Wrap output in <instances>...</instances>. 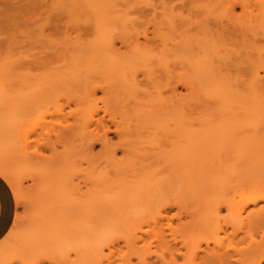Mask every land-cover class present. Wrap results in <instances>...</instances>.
Segmentation results:
<instances>
[{"label": "rangeland", "instance_id": "374dc122", "mask_svg": "<svg viewBox=\"0 0 264 264\" xmlns=\"http://www.w3.org/2000/svg\"><path fill=\"white\" fill-rule=\"evenodd\" d=\"M46 1H48V3H49L52 0H46ZM117 1H118V5L117 4L116 5L119 8V11H118L119 15L115 14V12H114V14L118 16L115 18L112 15L115 18L114 21L112 18H111V20H110V18L104 19L106 21L107 20L109 21V23H107L108 21L106 22L107 24L104 23L105 21H102V19L101 20L95 19L96 20L95 21V20H92L91 17L89 18L88 16L82 18V16L79 17V16H65V15L62 16L61 15L62 16V17H60V19L62 18L61 23L64 24L63 25L64 27L66 25V29H65L66 31L65 32H67V30H68L69 33L66 34L64 32L63 33L59 32L57 34L55 33L54 35H48V33H50L49 30L47 31V29H44L45 19L43 18V16H46V15H42L40 17H35L36 18L35 20L30 21L29 24L27 25V27L25 26V29H24V27H21V29L19 27H16V29H15V27H14V30H13L10 27V28H7L5 31H0V73L2 71L0 76L2 75L1 78L4 80V78L7 77L6 74L8 75L9 72L11 71L10 76L8 75V77H10L11 79L13 77L14 79H12V80L10 79V81H8L7 78H5V81H6L5 84L6 85L4 84L5 81L3 82V80H2L3 85L6 86V87L4 86L5 88L9 87L8 90H10V91H8L6 89L9 93V95L11 94V96L13 97V93H14L16 98H18V100H20L19 102L22 103V105L20 104V106L16 107V105L19 103L16 98L13 97L12 101H11V97H9L10 99H8V97H7V99L9 101H7V103H6L5 101L7 99L5 97H3V98L0 97V114H1L0 115V124H1L0 125V158L5 159L8 157L7 159L11 162L17 161L16 163H13L14 165L12 167V171L15 174L16 181L18 180L17 182H18L20 189H21V192L23 194L22 195L23 200L21 199V201H16V196H15V193L13 192L14 197H15V201H16V208H17L16 217L18 216L20 219L18 226H17V229H16V231L19 234L22 232H25V231L27 232L28 228L31 226V222L36 219L37 213L35 212V209L37 208L36 206L38 205L37 204L38 196H41L42 194H44V192L48 188V186L51 185L49 183V181L50 180H51V182L53 181L52 178L54 177L53 176L54 172L57 171L55 166H53V165H55L53 163H56V167L58 168L59 164H61V162H58V161H63V158L65 155H66L65 158L67 157V155L69 156V154H65V153H67L68 151H69L68 153H72L67 158H69L71 160V163L73 162V170H74V167H77V169L75 168V170H74V171H77L76 173L80 174L81 177H82V175H84V177H86V176L88 177L86 179H84V177H82V178L80 177L81 179H77V180H79V182L84 181L81 184L82 185L81 187L83 188L84 192L87 191L86 193H91L93 191L94 187H96V185L98 183L97 181H95L97 179H93V178H97V176L94 177V173H95L94 170H96L97 172L100 171V169H102V167L105 166V164L103 163V162H105V158L107 161L108 156H109V155H107V152H104L105 150H103L104 154L102 153V148H101L102 146H101V141H100L101 139L100 138L102 137L101 134L103 131H104L103 132L104 134L107 133L106 135H107L108 140H109V142H108L109 150L117 152L118 153V159L123 160L124 156H123L122 152H123V150L126 149V145H123V144H125L124 141L126 139L127 140L130 139L129 141H131V140L133 141V139H131L132 136H129V135H131L132 128H134V127H130L129 125L127 126V124H131V121H133V118H132V120L130 118H128L129 115L126 118V116L124 117L121 114V112H124V111H118L117 112V110H116V108L121 109V110L123 109V108L118 107L119 104L117 101H119L118 100L119 95H120V97H139L138 92H140V97H148L150 95L149 97H156V96L157 97H162V96L165 97L166 96L168 98V96L169 97L171 96V97H173V98H171V97L169 98L171 101L174 100V97H175V101H176V98L179 99V97L183 96V98H180V100L181 99L184 100V101L181 100L182 101L181 104L178 103L179 100H177V102L176 103L174 102V103H175V106L178 103L179 109H182L181 111H183V110L187 111L186 112L187 115L190 116V117L189 116L187 117L188 118L187 120H190V121H187L186 125L188 126L189 125L188 123L191 122L192 120H194L193 123L192 122L190 123V124H193V129H197V131L203 130L202 132H205L204 130H206L211 125H218L220 123L219 122L220 121L219 114H221V111H222L221 108L223 105L221 106V108H219L218 104L221 105V103H219V102L218 103L216 102L217 104H213V102L211 101L212 102V105H211L210 101L209 102H207L206 100L203 101L204 99L209 100V98H207L208 96L205 95L208 93L205 91H208V90L211 91V89H212L211 86L208 88L207 84L210 85L211 83H207L204 77L209 76L211 73H213L212 71H214V73H216V75L218 77V75L220 73L219 70L223 69L222 70L223 74L221 73L223 76L219 75L218 80L221 77H222L221 80H224V78L227 79L226 82L230 86L234 87V89H237L236 91H238V94L240 91L239 96H242V97L247 96L246 94H248V92H249L248 95H250V93L252 91L255 93L252 92L251 94L257 93V94L262 96V97H258V98L257 97H253V98L248 97L247 98V109L249 107H250V109L248 111L253 109L254 111L253 110L250 111L252 114L255 113V115H258V113H259V116H257V117H258V119H260L259 122L263 124L262 127L264 126V120H263L264 117H262V116H264V80H263L264 79V0H163V1H161V0H151V1L150 0L149 1H147V0H141V1L140 0H117ZM145 1H147V3ZM234 5H236V6H234ZM141 7H143V8H141ZM230 8H232L233 10L231 11ZM147 10H149V11H147ZM140 11L142 13L141 14L142 16H140ZM120 14L122 15V17ZM36 16H39V15H36ZM81 18L84 22L81 21ZM171 20H173L174 22L171 23ZM92 21L94 22V24H93L94 31H93V26H92L93 22ZM99 21L104 24V27H105V25L108 26L109 29L105 31L106 27L104 29H100L102 27L101 25L98 24L99 26H96L97 23H99ZM219 22L221 24H219ZM111 23H113V24H111ZM172 25H175V26H172ZM79 26L81 29L79 28ZM91 26H92V28H91L92 30H90V31H92V32L89 31ZM169 26L170 27L172 26L170 28V31L168 28ZM76 27L78 29H76ZM95 27H97L100 30L98 32L99 34H97L98 29ZM173 27H174V29H173ZM17 28H19V29H17ZM70 28L73 31L72 30L69 31ZM85 28H86V31H85ZM167 28H168V30H166ZM164 29L166 31L171 32V33L173 32V34L170 33L172 35L171 36L172 39L169 38L170 37L169 36L170 34H168L169 32H165ZM43 30L45 31L44 33L47 36L44 35L43 37H41V34H39V33H42ZM82 30L85 33H82L81 32ZM175 30H176V32H175ZM161 31H163V32H161ZM73 32L76 33V35ZM86 32H89L90 35L87 33V35H88L87 36ZM159 32L161 33V35L159 34ZM44 33H42V34H44ZM61 33L64 35H61ZM71 33H72V35H71ZM80 33L84 34V35H81ZM101 33L104 34L103 35L104 37L102 36ZM100 34H101V36L100 37L98 36V39H95V36L97 38V35H100ZM156 34H159L160 36L156 35ZM174 34H176L177 36ZM187 34H189V35H187ZM73 35H74V37H73ZM77 35H79V37H76ZM92 35H95V36H92ZM109 35L111 37H109ZM123 35L126 36L125 38H127V37L128 38L127 39L123 38ZM63 36H64V38H63ZM89 36H92V37H89ZM120 36H122V38ZM146 36L148 38L147 40H145ZM154 36H159V38L156 37V39H155ZM173 36L176 38H174ZM187 36L188 37L190 36V39H192L193 42H194V40L198 39V41H200L201 43H199L197 41V42H194L195 43V45H194L192 40H189V38ZM65 37H66V39H65ZM101 37L106 38V39L105 40L101 39ZM117 37L122 39V41L117 39ZM143 37H144V39H143ZM153 37H154V40H153ZM160 37H161V39H160ZM182 37H184V39L187 37V39H185V40L183 39L184 45L182 44V40H181ZM73 38H75V40ZM82 38H86V39L84 40ZM114 38H116V39L114 40ZM177 38H179V39L177 40ZM76 39H78V40L76 41ZM67 40H68V42H67ZM96 40H97V42H96ZM113 40L117 44L114 45V47L112 48L109 45L115 44V43H113ZM116 40L118 42H116ZM148 40H150L151 42ZM174 40L177 44L174 43ZM74 41H76V42H74ZM94 41L96 42L97 45L99 44V46H96ZM79 42L81 45L80 44L78 45ZM104 42H105V44H107V43L109 44L111 42V44H109V45L107 44V46H108L107 47L104 44ZM137 42H139V43H137ZM168 42H170V44ZM126 43H127V45H129V43H130V45H129L130 47H127ZM179 43H180V46L178 45ZM191 43H192V45H191ZM140 44L146 48L148 47V49H147L148 51H147L146 48H143V46H142L141 47V48H143L142 51H147L148 53H150V52L152 53L153 50H155L154 54H158V55L161 54L159 51H160V49L163 48V45H164L165 48H167L169 50V51L167 49L165 50V48H164V51H166V52L168 51V59L171 57H172V59H174L173 55L178 53V52L174 53L173 48L176 47L175 50L179 49L177 51H180V50L185 48L186 50L180 51L182 53H178L177 56H175V59L176 58L177 59L176 60L174 59L177 62L179 61V64H180L181 60H182V62H184V67L177 64V66H179L180 69H182V72L184 74L179 73V72H181V70L180 71L178 70V75L176 72H174V70H172L173 72H171V71L170 72H171L172 76H173V74H174V76L176 75V77H174V78H178V76L182 74L183 78L185 77V78H187V80L184 79V81H183V80H181L183 78H181V76H179L178 79H175L177 82L174 81V83H172V81H170V79L165 78L166 77L165 74H164L165 77L162 76L164 71H162V73L160 75L158 73H155L153 71V69H154L153 68L152 69L153 72L152 71L151 72L153 73V75L155 74V76H156L155 77V76H152V73L149 72L148 71L149 69L148 68L146 69L145 66L143 68L141 67L142 71L143 70H147V71L141 72V69L139 68L141 65V62L139 63V61L135 60L134 58L130 59V57H134V56H131V55L127 56L128 54H132V51H133V48H135V45L136 46L138 45V46L136 47V49H134V52L136 53L137 49H138L137 52L141 51L140 50V46H141ZM149 44H151V46L153 48ZM166 44H168L167 45L168 47H166ZM201 44H203V45H201ZM197 45H198V47H197ZM169 46H172L171 48L173 50H171ZM202 46H203V49L201 48ZM82 47H83V49H82ZM118 47H120V48H118ZM155 47H157V48H155ZM95 48H97L96 49L97 51H99L101 49L102 52L105 51L106 49H107V51H114V52H116L118 49H122L121 50L123 52V53L121 52L122 55L119 54L120 50L117 51V53L122 57H123L124 51L126 53L127 50L128 51L130 50L129 52H131V53L128 52L127 55L124 54L125 55L124 58H121V57H118V58H119V60L125 59L126 61L129 60V62L130 61L132 62V63L126 62L129 65L132 64L130 66L124 63L125 60L123 62H121V63H123V65L121 64V67L124 68V73H122V74L123 75L125 74V77L127 78L128 82L129 81L134 82V83L141 82L142 83L141 85H140V83H138L139 85L135 84V85H137V87L139 86L138 89H134V88H137L136 86H134V84L132 86L134 88H132L131 90L129 88V90H128L129 93L127 92L126 89L122 88L123 86H121V88H122L121 89L120 84H118V83H119V81H120V83L121 82L123 83V79L120 80L121 78H118L117 74H115V73L112 74L111 71L109 70V68L107 67V65H105L106 63L104 64L98 60L100 62V64L102 63V66H103L102 67L99 65V62L97 60H95V59L90 60L89 59L90 57H88L89 52L91 54H97L98 53L95 50ZM116 48H117V50H116ZM130 48L132 49V51ZM191 48H196L198 50L202 49V52L200 51L201 54H199L200 52L197 53V51H196V53L198 55L197 54H195V55H197L198 57H201L202 59H204V57H205V59L208 60V62L214 61L215 63L214 64L212 63L213 66L215 64L217 66V64L219 63L218 69H219V66H220V69L219 70L218 69L217 70L210 69L211 71L210 70H207V71H210L211 73L206 72L205 75L204 74H202V75L197 74L195 76V73L197 71L195 72L194 69H196V67L194 69H192L193 67L189 66L193 62V60H195V59H193V58H195L194 55H192V56H194V57H192L190 54H188V52H190V53L192 52V51H188V50H191ZM83 51H86V52H83ZM87 51H88V54H87ZM162 51H163V49H162ZM172 51L174 53L173 55L171 54ZM194 51L192 52V54H194ZM80 53L82 55H84V57L80 58L81 56L80 57L78 56V54H80ZM135 53H133V54H135ZM216 53H218L217 58H216ZM62 55H63V57L61 58ZM68 55H69V57H68ZM74 55H75V60H73ZM170 55H171V57H169ZM76 56H77V59L79 60V58H80V61L84 64H81V62H79L77 60V62H79V63H77V65H76L74 63V61H76ZM188 57H189V59L191 58V60L192 59L193 60L190 61L188 59ZM222 57H224V58L222 59ZM52 58H54V59H52ZM127 58H129V59H127ZM82 59H84L85 62H83ZM205 59H204V61H205ZM211 59H215V60L211 61ZM174 60H172V64H170V66L172 65L171 66L172 69H177V68H173V64H174L173 61ZM216 60H219V62ZM134 61H136V62H134ZM169 62L171 63V61H169ZM96 63L98 64L97 69L95 68ZM185 63H188V65H185ZM198 63H199V59H198ZM205 63H207V62H204V64ZM79 64L81 66H79ZM124 64H125V67H124ZM133 64L135 65L136 70H135ZM83 65H85L84 67L85 68L87 67V68L85 69L83 67ZM205 65H207L206 67L208 69L212 68L211 66L208 67L209 66L208 64H205ZM216 66H215V68H216ZM79 67H81V68H79ZM206 67H204L203 70H205ZM104 68H105V70H104ZM128 68L131 70H129ZM79 69L84 70V72L85 71L86 72L83 73V71H81V70L78 71ZM116 69H117V67H116ZM183 69L187 70V71H185L186 73L184 72ZM191 69L193 72L191 71ZM106 70L109 71L110 73H108V72L106 73ZM156 70L160 71L159 68L155 69V71ZM203 70H202V72L204 73L205 71H203ZM6 71H8V72L5 73ZM118 71H115V72H118ZM128 71H130V72H128ZM175 71H177V70H175ZM258 71H259V74H257ZM78 72H80L79 75H81L80 76L81 78L78 77L79 76ZM99 72H101V73H99ZM139 72H140V74H138ZM146 72H147L149 77H145V75H147ZM86 73H87V75H86ZM97 73H99V74L96 77ZM149 73H151V75ZM198 73H201V72L198 70ZM229 73H231V74H229ZM119 74H121V73L119 72ZM114 75H115V78H117V80L114 79L115 80L114 84L117 86L119 85V88L121 91L120 90H117L118 92L114 91V88H116L115 85L113 84ZM127 75L132 76V78H129ZM137 75H139V76H137ZM159 75L161 78L158 79ZM171 75L169 74V75H167V77L168 76L171 77ZM258 75L260 76V79L262 81H258V80H260L258 78ZM61 76H62V78H60ZM119 76L121 77L122 75H119ZM100 77H101V80H100ZM125 77H124V80L126 79ZM136 77L139 78L138 79L139 81H137ZM150 77L151 78L153 77L154 79H152V81H150ZM162 77H164V78L162 79ZM255 77H257V78H255ZM1 78H0V81H1ZM55 78H57V79H55ZM83 78L87 79V81L83 80ZM102 78L104 79V81ZM147 78H149V81H147ZM174 78H171V80ZM200 78H202V79H200ZM28 79L31 81V83ZM105 79L108 80L107 84H106L107 80L105 81ZM132 79H134V80H132ZM142 79H143V82H142ZM144 79H146V80H144ZM166 79H168V81H167L168 84L166 83L167 86L165 84L166 87L163 88L164 85L159 84L158 81L162 82V80H166ZM199 79L201 80V83H202V85H201L202 89H200V92H198L199 90L197 91V88H196L197 83H198V86H200V82L198 81ZM232 79H233V81H232ZM22 80H23V82H22ZM71 80H72V82H71ZM153 80H155L157 82H155ZM188 80L190 81L189 83L186 82ZM79 81H82V82L79 83ZM181 81L183 83H181ZM255 81H257L259 83L261 82L260 85H262L261 88L259 87L260 85L257 86V88L259 87L258 90L255 87L258 83H256ZM14 82L16 84H14ZM49 82H51V84ZM55 82H56V84H55ZM57 82H58V84H57ZM67 82L69 83V85L71 83L73 87L71 85H70L71 86L70 87ZM102 82H103V84L105 83L104 86L101 85ZM209 82H210V80H209ZM73 83H75L74 84L75 87H74ZM99 83H101V84H99ZM149 83H151V84H149ZM169 83L175 84V86H177V88H175L171 84L169 85ZM180 83H181V85H180ZM254 83H256V85H254ZM143 84L144 85L146 84L145 87L149 88L150 91L148 89H146ZM252 84L256 88V89L254 88L256 91L251 90L253 88ZM81 85H82V87H80L77 90L76 86H81ZM108 85H113V88H109ZM157 85L158 86L160 85L161 87L160 86L158 87ZM239 85H241V86H239ZM154 86L158 87V89L161 88L162 90L160 91L157 88H155ZM169 86H171V87L173 86V88L170 89ZM188 86L191 87V89ZM151 87L152 88L154 87L155 89L153 90ZM167 87H168V89H167ZM108 88H109V90H108ZM242 88L244 90H246L247 92L244 91L245 93H243ZM249 88H251V89H249ZM111 89L113 90L112 92H110ZM123 89H124V91H123ZM177 89H178V91H177ZM248 89L251 91H249ZM14 90H16V91L14 92ZM152 90H153V92L151 93ZM260 90H262V91H260ZM119 91L122 92V94H120ZM145 91H146V93L148 91V93H147V95L149 94L148 96L145 95L146 94ZM155 91H157V92L155 93ZM173 91H175V93ZM257 91L258 92L260 91V93H258ZM171 92H172V94H171ZM190 92H193V94ZM196 92L198 94L200 93V95H198V97L199 96H201V97L198 100L196 99V101L195 100L193 101L192 100L193 95H194V97L197 98ZM141 93H144V94H141ZM173 93L175 95L181 94V96H179V95L175 96V95H173ZM125 94L127 96H125ZM156 94H158V95H156ZM17 95H19V97ZM202 95L205 97L203 98ZM29 96H31V97L33 96L32 97L33 100ZM209 97H210V95H209ZM27 98H28V100H27ZM255 98H257V99H255ZM13 99L15 100V102L17 101L16 102L17 104L10 103V102H13ZM45 99H46V101H45ZM52 99H53V101H52ZM1 100H2V102H1ZM47 100H49V101H47ZM170 100L168 102H170ZM114 101L116 103H113ZM181 101H179V102H181ZM4 102L7 104L8 107L11 105L9 107V109H11L10 110L11 112L12 111L14 112L15 107L17 108L15 111H17V112H14V113L10 112L11 113L10 117H7V115H9L8 114L9 110L7 107L4 106V105H6ZM195 102H197V104L193 105V104H195ZM180 105H182V108H180L181 107ZM184 105L186 106L185 108H183ZM22 106H25V107H22ZM195 106H197V108ZM45 107H47V108H45ZM254 107L255 108L257 107V108L254 109ZM19 108H21V109L18 110ZM42 108L45 110H42ZM1 109L5 110L7 112V113L4 112L5 113L4 116L2 115L4 113H2L3 110H1ZM114 109L116 110V112L113 111ZM193 109H194V111H193ZM191 110H192V113H190ZM19 111H20V114H19ZM185 111H183V112L185 113ZM219 111H220V113H219ZM115 113H117V114H115ZM118 113H120V114H118ZM176 113H178V111ZM176 113H174V115H176ZM171 114H173V113H171ZM116 115L117 116L120 115V118L122 117V120L120 118H117V117L114 118V116H116ZM124 115H125V112H124ZM179 115H180V113H179ZM11 116H15L16 118L11 117ZM4 117H5V120L7 119L6 120L7 122L3 121L2 118H4ZM183 117H185V115L182 116V120L184 121ZM191 117L193 119H191ZM83 118H85V119H83ZM91 118H93L94 122L92 121ZM125 118L127 120L130 119L131 121L129 120V122L127 121L128 123H126ZM175 118H177V117H175ZM9 119H11V121ZM94 119H96V120H94ZM261 119H262V121H261ZM89 120L92 121V123H94V124H88ZM99 120H101V122ZM96 121H99L101 124H99ZM136 121L137 120L134 119V122L132 123L133 125L132 124L131 125L132 126L136 125L138 123V122L136 123ZM185 121H186V118H185ZM4 123H5V125H7V124L8 125L5 126ZM89 123H91V122H89ZM102 123H103V125H106V127L103 126ZM115 123H116V125H115ZM182 123H184V122H182ZM81 124H83V125H81ZM84 124H88V125L85 127ZM60 126L65 127V130L67 128L69 129L71 127L73 129H75V131H73V132H76V134L74 133L75 135L73 134V136L75 138L71 135H70V137L67 136L68 132H65V130L63 131L62 127H60ZM80 126H81V128H80ZM90 126H91V128H90ZM137 126H139V123ZM190 126L191 125H189L187 128H190ZM11 127H13V128L11 129ZM51 127H53V129L55 131H58V133L55 132L53 129L51 131L50 130ZM103 127H105V128H103ZM117 127L119 129H117ZM58 128H61V129H58ZM85 128H88L87 131H85L86 130ZM106 128L109 130V133H108ZM191 128H192V126H191ZM8 129H10V130H8ZM130 129H131V131L128 132L127 130H130ZM137 129L139 130L140 128H137ZM5 131H6V133H4ZM89 131H91V132H89ZM127 132L129 134L126 135ZM45 133H46V135H45ZM98 133H100L99 136H98ZM263 133H264V131H263ZM48 134H51V135H49V137H48L47 136ZM57 134H59V135L62 134V135L57 138ZM64 134H65V136H64ZM91 135L93 136V138ZM62 136L69 137V138L66 139ZM127 136L130 138H128ZM49 138H50V140L48 141ZM72 138H74V140ZM78 138H80V139H78ZM96 138L98 139V141ZM65 139H66V141H65ZM135 139H136V137H135ZM9 140H10V142H9ZM67 140L68 141L72 140V143L70 141V143H71L70 144L69 142H67ZM127 140H126V143L129 142ZM134 141H136V140H134ZM25 143H27V144H25ZM66 143H67V145H66ZM90 143L91 144L94 143V145L93 144L92 145H93V147L95 146L94 150L92 151L93 153L91 155L93 158L90 155H87L86 150H85L86 146L90 145ZM69 144H70V147L67 148V146H69ZM30 146H32V147H30ZM65 146L67 148L66 150H65ZM80 146L83 150H81ZM63 147H64V149H63ZM120 149H122V150H120ZM30 150H32V151H30ZM63 150L65 151V153H63ZM34 152H38V154L36 153V155H34L35 154ZM59 152H61V154ZM10 153H12V155ZM13 153H14V155H13ZM73 153H74V155H73ZM105 153H106L107 157L105 156ZM20 154H21V157H20ZM25 155H26V157H25ZM58 155L59 156L61 155L59 159H57L59 157ZM72 155H73L72 158L74 161L71 159ZM77 155L79 157H77ZM41 157H43L44 159H42ZM91 158L95 159V160L91 161ZM14 159H16V160H14ZM18 159H20L22 161H20ZM55 160H57V161H55ZM77 161L81 162V163H79L80 165L78 164ZM57 162L59 164H57ZM93 163H95V164H93ZM34 164H35V166H34ZM74 165H76V166H74ZM97 167H99L100 169ZM79 170H80V172L82 171L83 174L80 173ZM21 171H22V173H20ZM93 171H94V173H93ZM97 172L95 175L98 174ZM207 172L209 173L208 174L209 176L213 175V174L219 175V173H220L219 170L215 171V169H214L211 171V172H213V174H212L211 172H209L208 168H207ZM89 175H91V176H89ZM89 177H91V178H89ZM91 179L97 183H95V185H93L94 182L92 183ZM85 182L88 185L85 184ZM222 197H224V196H222ZM229 198H230V201L235 200L231 197H229ZM247 198L248 197L246 195L244 202L247 201ZM222 199L225 200V197ZM191 201H192V204H189V205L185 204L186 207L183 208L182 216L184 215L185 218H184V216L182 218L179 217V215L181 213L178 214V212H181V211H180V209L178 210V208H177L178 206H174L172 208V209H174V211L170 210V209L168 210V212L171 211L172 213L162 212V214L159 215L161 217H158V220H159V218H161V220L158 222V225H159L160 229H162L164 231V234L166 235V241L167 242L169 241V245L176 244V248L178 247L176 256L174 255L175 254L174 251H173V254H171V255H174L175 257L171 256L170 252L168 250H166V253H165L164 245L162 246L164 248L161 249L159 247V245H162V244L159 242H155V241H157L155 238L156 236H153V233H155V232H152L153 227L155 225L154 224H153L154 226L152 225L153 222L151 220L152 223H150V224L152 226L150 225V227H147L149 225L147 223L148 224L147 226L142 227L143 231L146 232V234L148 233L149 235L147 234L148 235L147 236L144 233L146 236L143 235V241L138 243L137 249H132V251H130L131 249L127 250L126 248H129L126 246L127 244L125 242H123L125 244L124 245L120 241L121 244L119 243L120 245L119 244L117 245L119 247L116 246L112 250L113 253L107 252L108 254H111L110 256H111V261L113 262V264L114 263L115 264H140L141 260L140 259L138 260V258H139L138 255L140 257L148 256L147 259L150 256V258H149L150 261L148 260L147 264H148V262H149V264H175V262H176V264H192V261L195 264H200V263L209 264V262L203 261L202 258H200V256L196 257L194 259L195 261H196V259L199 260L196 262L193 260L194 255L190 256L191 253L189 254V252L191 250L189 251V249L194 248V251H195V249H196L195 247H197V246H201L202 248L199 247L200 249H205V248H210V249L212 248L213 249V247H214L215 250H217L221 253H225L227 261L226 260H225V262L216 261L212 264H238V263L241 264V261H246V263L244 262V264H257V263L259 264V261H257V259L260 257H261L260 263L264 264V260L261 261L264 257L263 256V254H264L263 253V251H264V246H263L264 245V242H263L264 241V238H263L264 234L261 233V230L259 231L252 226L251 227L248 226L249 229H247V225H246L247 222L243 225L240 224L241 228H240V226L235 224L236 222L235 223L233 222V219L231 216L232 213L225 207V204H223L225 201L222 202L223 205L221 204L224 207L221 206L222 209H221V217L220 218H222L221 219L222 222H220L221 223L220 226L219 227L217 226L218 228L216 230L211 229L213 232L208 228L204 229V227H200L201 226L200 222H202V225L204 224V221H202L204 218L203 219L200 218L201 217L200 213H198L200 217L197 216L198 214L195 215L196 213H193L196 216L195 218H194L193 214H192L193 216L191 214H189L192 216V217L191 216L189 217V215H188L189 212L185 213L187 210L190 211V213H191V209H189V208H191L190 205L194 204L193 200H191ZM32 202H34L35 204L33 205ZM21 203H23V204H21ZM188 203H190V201ZM219 203H220V201H219ZM28 204H31V205H28ZM32 206H33V208H32ZM163 213H164V215L166 213V215L168 216L167 219L165 218V217H167L166 215H165V217H162ZM175 213H176V215H175ZM174 217H177V218H174ZM187 217H188V219H187ZM192 218L194 219V223L191 221ZM196 218H198L199 221L201 219L200 222L198 221V224L196 223V221H197ZM188 220H189V222L191 221L193 224L196 223V225H194L195 228H192L193 225L191 224V222L189 224L185 223V222H188ZM177 221H178L179 225L176 223ZM170 222H171V224H170ZM230 222H231V224H230ZM184 223L186 224V226H189V225H191V226L185 228ZM169 224L173 225L174 227L171 226V229H170ZM166 225H167V227H166ZM176 225L181 226V227H178ZM182 225H184V228L186 230H184ZM175 226L178 228H176ZM196 227H199V229L197 228V232H198V230L200 232L196 233V230H194V229H196ZM220 227L222 229L221 231L219 230ZM173 228H174V231H172ZM251 228H253V229H251ZM29 229H31V228H29ZM178 229H180V230H178ZM190 229H192V231ZM129 230H127V232H129ZM175 230H178V232L180 233V236H179L178 232L176 233ZM247 230H249L248 231L249 233L247 232ZM251 230H253V231H251ZM190 231L192 233L193 232H195V233H193V235H192V233H190ZM121 233L126 234V232H124V231H122ZM171 234H172V237H171ZM173 234H174V236H173ZM190 234L192 236H190ZM251 234L252 235L255 234V235H253V237L256 236L255 237L256 240L252 237ZM183 235H184V237H186V239H184V241L181 240V238L182 239L184 238V237H181ZM216 235H218V236L216 237ZM248 235H250V236H248ZM189 236H190V238L188 239ZM176 238L178 241H182V242L176 241ZM192 238L193 239L195 238L194 239L195 242L192 241L194 244H191L193 246L190 247L189 244L192 243L191 242ZM175 241L178 243H175ZM197 241L199 243H197ZM249 241H253V242L256 241L255 242L256 244L253 243V244H255L256 249L258 247V249L256 250V253H255V251H253V249H255V248H253L254 246H252V244H251L252 242L250 243ZM23 244H25V242L17 241V242L8 243L6 245V248L7 249L9 248V250H10V252H9L10 256H8V257L10 258L11 264H21L22 261L27 262L26 264H32V263L33 264H80V262H83V261H80L79 257L77 259V257L75 256V253H73V252L69 253L71 258L68 256L69 261H67L68 260L67 258H65L66 260H64V258H62V257L60 258V255L57 254L53 250V248H52V251H50L51 250L50 248L49 249L46 248L47 249L46 250V249H41V247H38V248L30 251L29 249L26 248V244H25V246ZM196 244H198V245H196ZM249 244H251L250 247H249ZM146 246L148 247V249L145 248ZM180 246H182V247H180ZM186 246H189V247L186 248ZM142 247H144V248H142ZM221 248H223V249H221ZM144 249H146V252ZM258 250H260L259 251L260 254L257 253ZM26 251H27V253H25ZM129 251L131 252V254L127 255V252H129ZM163 251H164V253H163ZM36 252L38 253L37 255H36ZM50 252H51V254H50ZM53 252H55V254ZM132 252H135V255H137V256H135V258L138 257L137 259H135L132 256L133 258L132 259L130 258V260H129V257H131L130 255H132ZM248 252H249V254H248ZM228 253H229V255H228ZM251 253H253L255 256H253V254L251 255ZM192 254H193V252H192ZM54 255H56V257ZM35 256H37V257H35ZM243 256H245V257H243ZM251 256H253L255 258L252 259V258H250ZM120 258H122V259H120ZM159 258L162 260H159ZM174 258H175V260H174L175 262L174 261L171 262V260ZM76 259L78 261H76ZM138 261H139V263H138ZM82 264H87V263H82ZM242 264H243V262H242Z\"/></svg>", "mask_w": 264, "mask_h": 264}, {"label": "bare ground", "instance_id": "6f19581e", "mask_svg": "<svg viewBox=\"0 0 264 264\" xmlns=\"http://www.w3.org/2000/svg\"><path fill=\"white\" fill-rule=\"evenodd\" d=\"M147 1H149V0H147ZM147 1H145V2L147 3ZM161 1H163V0H161ZM116 4L118 5V1L117 0H52L49 3L46 0H0V31H5L7 28H10V27L13 30H14V27H15V29H16V27H19L20 29H21V27H24V29H25V26L27 27V25L29 24L30 21L36 19L35 17H40L42 15H46V16H43V18L45 19L44 29H47V31L49 30L50 33H48V35H54L55 33L57 34L59 32H62V33L64 32V33L67 34L69 32H68V30H67V32H65L66 31L65 30L66 29V25H65V27L63 26L64 24L61 23L62 22V18L60 19V17H62L64 15L65 16H79V17L82 16V18L88 16L89 18L91 17L92 20H95V19L96 20H98V19L101 20L102 19V21H105L104 23H106L108 20L106 21L104 19H107V18L109 19L110 18V20H111V18H112L113 21H114V19L116 17H118L117 15H119L118 14L119 13L118 12L119 8H118V6ZM234 6H236V5H234ZM143 7H141V8H143ZM230 10L232 11L233 9L230 8ZM147 11H149V10H147ZM114 12L117 15H115ZM141 14L142 13L140 11V16H142ZM36 15H39V16H36ZM121 17H122V15H121ZM82 18H81V21H83ZM172 22H174V21L171 20V23ZM107 23H109V21ZM93 24H94V22L92 23V26H93ZM98 24L103 27V28L101 27L100 29H104L105 27H106L105 31L109 29V27L106 26V25L104 27V24L102 22H100V21H99V23H97L96 26H99ZM111 24H113V23H111ZM219 24H221V23L219 22ZM92 26L90 27L89 31L92 30L91 29ZM172 26H175V25H172ZM171 27L170 26L168 27L169 31H170ZM19 28H17V29H19ZM79 28H80V26H79ZM95 28H97V27H95ZM168 28L166 30H168ZM76 29H78V28L76 27ZM173 29H174V27H173ZM70 30H72V29L70 28L69 31ZM166 30H165V32H169V31H166ZM85 31H86V28H85ZM93 31H94V26H93ZM99 31L100 30L98 29L97 30V34H99L98 33ZM44 32L45 31L43 30L42 33H44ZM81 32L85 33V32H83V30ZM90 32H92V31H90ZM161 32H163V31H161ZM175 32H176V30H175ZM42 33H39V34H41V37H43L45 35V33L44 34H42ZM62 33H61V35H64ZM87 33L89 34V32H86V35H87ZM170 33L171 32H169L168 34H170ZM74 34L76 35V33H74ZM101 34H102V36L104 35L103 33H101ZM101 34L97 35V38H96L95 35H92V36H95V39H98V36L100 37ZM159 34L161 35L160 32H159ZM159 34H156V35H159ZM171 34H173V32ZM171 34L169 35L170 36L169 38H171V36H172ZM176 34H174V35H176ZM71 35H72V33H71ZM79 35H77L76 37H79ZM81 35H84V34H81ZM187 35H189V34H187ZM45 36H47V35H45ZM92 36H89V37H92ZM159 36H154V37L156 39V37L159 38ZM73 37H74V35H73ZM109 37H111V36L109 35ZM120 37L122 38V36H120ZM125 37L126 36L123 35V38H125ZM154 37H153V40H154ZM187 37L185 39H187ZM63 38H64V36H63ZM127 38H125V39H127ZM174 38H176V37H174ZM188 38H189V40H192V39H190V36ZM65 39H66V37H65ZM73 39L75 40V38H73ZM82 39L85 40L86 38H82ZM101 39L105 40L106 38H102L101 37ZM115 39L116 38H114V40ZM117 39L122 41V39H120L118 37H117ZM143 39H144V37H143ZM147 39L148 38L146 36L145 40H147ZM160 39H161V37H160ZM178 39L179 38H177V40ZM183 39H184V37H182V39H181L182 40V44L184 42ZM77 40L78 39H76V41ZM114 40H113V43H115ZM175 40H174V43L177 44L175 42ZM76 41H74V42H76ZM148 41H150V40H148ZM197 41H198V39L194 40V42H197ZM67 42H68V40H67ZM96 42H97V40H96ZM96 42H95V44H96ZM116 42H118V41L116 40ZM192 42H193V40H192ZM198 42L201 43L200 41H198ZM127 43H126V46L130 47L129 46L130 43H129V45H127ZM137 43H139V42H137ZM168 43L170 44V42H168ZM79 44H80V42L78 43V45ZM104 44H105V42H104ZM107 44H105V45L107 46ZM109 44H111V42ZM116 44L117 43L111 44L109 46H111L113 48L114 45H116ZM151 44H149V45L151 46ZM167 45L168 44H166V47H168ZM178 45L180 46V43ZM191 45H192V43H191ZM194 45H195V43H194ZM201 45H203V44H201ZM96 46H99V44L98 45L96 44ZM137 46L135 45V48H133V51L131 49L132 47L130 48L131 51H132V54H128L127 55V53L130 50L129 51L127 50L126 53L124 51V54L127 55V56H129V55L134 56V57H130V59L134 58L135 60L139 61V63L141 62V65L139 67L141 69V72L147 71V70H143L142 71V68L144 66L146 67V69L147 68L149 69L148 70L149 72H151L152 69L154 68L153 71L155 73L160 74V75H161L162 71H164L165 73L163 72L162 76H164V74H165L166 77L165 76L164 77L170 79V81H172V83H174V81L177 82L175 79H178L179 76H181V78H183L182 74L179 75L178 78H174V77H176V75L174 76V74H173V76H172L171 72H173L172 70H174V72H176L177 75H178V70L179 71L181 70V72H179V73H183L182 69H180V67L177 66V64L184 67V62H182V60H181V62L179 64V61L178 62L175 61L177 59V58L175 59V56H177L178 53H182L180 51H182V50L185 51L186 50L185 48L184 49L181 48L182 50L177 51L179 49L175 50L176 47L173 45L175 47V48H173L174 49V53L178 52L177 54H174L173 51L171 52L172 55L174 54L173 55L174 59H175L174 60V59H172L171 55L169 56L171 58L168 59V51L169 50L167 48H165L164 45H163V48H162L163 51H164V48H165V50L167 49L168 51L167 52L164 51L165 52L164 53L162 51V49H160V51H159L161 53V54L159 53L160 55L154 54L155 50H153V49H152L153 50L152 53L151 52L148 53L147 52L148 51L147 50L148 47L146 48L143 45L140 46V50L141 51L137 52V50H138L137 49L136 53H135L134 49H136ZM142 46H143V48H146L147 51H142V49H143V48H141ZM169 47H170L171 50H173L171 48L172 46H169ZM197 47H198V45H197ZM118 48H120V47H118ZM155 48H157V47H155ZM201 48L203 49V46ZM82 49H83V47H82ZM96 49L97 48H95V50ZM193 49L195 50L196 48H191V50H188V51H192L193 52L194 51ZM202 49L201 50L196 49L194 51V54H192V52L191 53L188 52V54H190L191 56L192 55L195 56V58H193L195 60L192 59L194 63L192 62L193 63L192 64L190 62L191 64L189 65V66L193 67V68L191 67L192 69H194L196 67V69H194L195 72L197 71L195 73V76L197 74L198 75L199 74H201V75L204 74L205 75L206 72L211 73L210 69H212V70H217L218 69V64L219 63L217 64V66H216V64L213 66V64L215 63L214 61L213 62H210V61L208 62V60H206L205 57H204V59H205V61H204V59H202L201 57L197 56L198 55L197 53L200 52V51L202 52ZM116 50H117V48H116ZM119 50H120L119 54L122 55V53H123L121 51L122 49H118L117 51H119ZM88 51H87V54H88ZM117 51L116 52L107 51V49H106L105 51L102 52V50L100 49L99 51H97L98 52L97 54H91L89 52V54H88L89 56L88 55L87 56L90 57L89 58L90 60H92V59L94 60L95 59L97 61L99 60L100 62H102L104 64L106 63L105 65H107V67L109 68V70L111 71L112 74L115 73V74H117L118 78H121L120 80L123 79V83L122 82L120 83V81L118 83V84H120V88H121V86H123L122 88L126 89L127 92H128L129 88H130V90L132 88H134V87H132L133 84H134V86L137 87V85H135V84L140 83V85H141L142 83L141 82L134 83V82H131V81L128 82L127 78L125 77V74L124 75L122 74V73H124V68L121 67V64L123 65V63H121V62H123L125 59H122V60L120 59L119 60V58H118V57L124 58L125 55L123 54V57H122V56H120L117 53ZM196 51H197V53H196ZM83 52H86V51H83ZM201 52L199 54H201ZM129 53H131V52H129ZM133 53H135V54H133ZM80 54H78L79 57L81 56L80 58L84 57V55H82V54L80 55ZM195 54H197V55H195ZM69 55H68V57H69ZM75 55H74L73 60H75ZM217 55H218V53H216V58L218 57ZM194 56H192V57H194ZM62 57H63V55L61 56V58ZM224 57H222V59ZM80 58L78 60L77 56H76V61H74V63L76 65H77V63L81 62ZM52 59H54V58H52ZM127 59H129V58H127ZM188 59H189V57H188ZM198 59H199V63H198ZM77 60L79 62H77ZM82 60H83V62H85L84 59H82ZM172 60H174L173 61L174 62L173 68H177V69H172L171 68L172 65L170 66V64H172ZM189 60L192 61L191 58ZM212 60H215V59H211V61ZM169 61H171V63ZM216 61L219 62V60H216ZM100 62H99V65L102 66V63L100 64ZM126 62L127 63H132L131 61L129 62V60H127V61L125 60L124 61L125 64H127ZM134 62H136V61H134ZM204 62H207L205 64H208L209 65L208 67L211 66L212 68L208 69L206 67L207 65H205ZM81 64H84V63L81 62ZM125 64H124V67H125ZM97 65L98 64L96 63L95 64V66H96L95 68L96 69H97ZM127 65H129V64H127ZM130 65H132V64H130ZM185 65H188V63H185ZM79 66H81V65L79 64ZM84 66L85 65H83V67ZM203 66L206 67L205 70H203L204 69ZM215 66H216V68H215ZM116 67H117V69L119 71L116 69ZM79 68H81V67H79ZM134 68L136 70L135 65H134ZM158 68H159V70L161 72L158 71V70L155 71V69H158ZM120 69L121 70L123 69V70L121 71ZM192 69H191V71H192ZM219 69H220V66H219ZM80 70L81 69H79L78 71H80ZM104 70H105V68H104ZM129 70H131V69H129ZM175 70H177V71H175ZM183 70H184V72L187 71L186 69H183ZM198 70L201 73H198ZM202 70L205 71V72L203 73ZM207 70H210V71H207ZM222 70H219V72H220L219 75L220 76L223 74ZM81 71H83V73L86 72V71L84 72V70H81ZM115 71H118V72H115ZM7 72L8 71H6L5 73H7ZM10 72L8 74L9 76H10ZM107 72L110 73L109 71L106 70V73ZM119 72L121 74H119ZM128 72H130V71H128ZM212 72L213 73H211L209 76H205L204 77L207 83H211L210 85L206 83L208 85V88L211 86L212 89L210 88L211 91L210 90L205 91V92L208 93V94H205V95L208 96L207 98H209V100L204 99L203 101H205V100L207 102H209V101L211 102L212 101L213 104H217L219 102V103H221V105L218 104L219 108H221L222 105L223 106L221 108L222 111L220 110L221 114H219V116H220V121L219 122L220 123L218 125H211L210 127H208L209 129L207 128L206 130H204L205 132H202L203 130H198L197 131V129H193V124H190V123L191 122L193 123L194 120H192L191 122L188 123L189 125L192 126V128H191V126H190L191 129L187 128L189 126V125L188 126L186 125L187 121H190V120H187L188 119L187 117L189 115H187V113H186L187 111L183 110V111H185V113H184L183 111H181L182 109H179V107H178L179 104L182 103L181 100H183V99L180 100V98H183V96H181V94L180 95L176 94V95H179L181 97H179V99L176 98V101H175V97H174V100H172L173 102L169 99L171 96L170 97L168 96V98L166 96L165 97H163V96L162 97H157V96L156 97H149L150 95L149 94H148L149 96L147 95L148 91H147V93L145 91V93H146L145 95H147L148 97H140V92H138L139 97H120V95H119V97H118L119 101H117L119 106L117 104L116 105L118 107H120V108H123V109L121 110V109L116 108L117 112L118 111H124L125 115H124V112H121V114L124 117L126 116V118H127V116L129 115L128 118H130L131 120L133 118V121H131L130 119L127 120L125 118L126 123H128L129 120H130L131 124H132L134 122V119L137 120L136 123L137 122L139 123V126H137L138 123L136 125H134V126H132L133 124L132 125L131 124H127V126L129 125L130 127H134L135 129L132 128V131H131V129L127 130L128 132L131 131V135H129V136H132L131 139H133V141L132 140L129 141L130 139L129 140L126 139L127 141H129L128 143H126V140L124 141L125 144H123V145H126V149L123 150V152L121 151L123 153V156H124L123 160L118 159V153L117 152L109 150V146H108L109 140H108V137L106 135L107 133L104 134L103 133L104 131H103L102 134H101L102 137L100 136L101 137L100 141H101V146H102L101 147L102 148V153H103V150H105L104 152H107V155H109V156H108L107 161H106V158H105V162H103L105 164V166L102 167V169L99 168L100 166L97 167V168L100 169V171L97 172L96 170H94L95 173L93 171L94 177L97 176V178H93V179H97L95 181H97L98 183L94 182V180L91 179V182L92 183L94 182L93 185H95V183H97V185H96V187L93 186L94 189H93V191L91 193H86L87 191L84 192L83 188L81 187L82 186L81 184L84 181L83 182L82 181L79 182V180H77V179H81L82 177H84V175H82V177H81L80 174L76 173L77 171H74L75 168L77 169V167H74V170H73V162L71 163V160L69 158H67L72 153H68L69 151L67 153H65V151L63 150V153L69 154V156L67 155V157L65 158V156H66L65 155L64 158H63V161H58V162H61V164H59L57 162V164H59V166L57 165L58 168L56 167V163H53V164H55L53 166H55L57 171L55 170L56 172H54V175H53L54 177L52 178L53 181L52 182H51V180L49 181V183L51 185L49 184L50 186H48V188L45 190L44 194H42L41 196H38V202H37L38 205L36 206L37 208L35 209V212L37 213L36 214L37 217H36L35 220H33L31 222V226L29 225L30 226L29 228H31V229L28 228L27 232L25 231V232H22V233L19 234L16 231L18 223H19V220H20L19 217L17 216L15 218V221H14V224H13L12 228L8 231V233L5 235V237L0 241V264H11L10 258L8 257V256H10V254H9L10 250H9V248L8 249L6 248V245L8 243L17 242V241L25 242L26 248L29 249L30 251L34 250V249H36L38 247H41V249H46V248L49 249L50 248L51 249L50 251H52V248H53V250L57 254L60 255V258L62 257V258H64V260H66L65 258L68 259L70 257L69 253L73 252V253H75V256L77 257V259L79 257L80 261H83V262H80V264H82V263H87V264H113V262L111 261V256H110L111 254H108L107 252L111 253L112 250L120 243V241L122 243L125 242L127 244L126 246L129 247V248H126L127 250L131 249L130 251H132V249H137L138 248L137 247L138 243L143 241V235L146 234V232L143 231L142 227L143 226L145 227L148 224L149 225L147 227H150V225H151L150 223H152V222H153L152 225L153 224L155 225V226L153 225L154 227H153V231H152V232H155V233H153V236H156L155 238L157 240L155 242H159V243L162 244V245H159V247L161 249H163L165 247V250H164L165 253H166V250H168L170 252V255H171V254H173V251H174V253H175L174 255L176 256L178 247L176 248V244L169 245V241L168 242L166 241V235L164 234V231L162 229H160V227L158 225V222L161 220V218H159V220H158V217H161L159 215L162 214V212H167V213L170 212V213H172L171 211L168 212V210L170 209V210L174 211V209H172V208L174 206H178L177 207L178 210L180 209V211H181V212H178V214L181 213L179 215V217L182 218L184 216V215L182 216L183 208L186 207L185 204H188V205L192 204L191 200H193V203H194L193 205H190L191 208H189V209H191V213L187 209H186L187 211L185 213L189 212L188 215L189 214L192 215L193 213H196L195 215H197L198 213H200L201 217L199 216V214L197 216H199L202 219L204 218L202 220V221H204V224L202 225V222H200L201 219L199 221L198 218H196L197 219L196 223L198 224V221H199L200 224H201L200 227H204V229L208 228L210 230L211 229L216 230L220 226V224H221L220 222H222V220H221L222 218H220L221 217V209H222L221 206L223 204H225V207L232 213V215L231 214L230 215L232 216L233 222L234 223L236 222L235 224L240 226V228H241L240 224L243 225V224H245L247 222L246 223L247 229H249V227L252 226V227H254L255 229H257L259 231L261 230V233L264 234V133H263V131H264L263 127L264 126L262 127L263 124L259 122L260 119H258V117H257V116H259V113H258V115H255V113L252 114L250 112L253 109H251L250 111H248L250 109V107L247 109V98L248 97H252V98L253 97H257L258 98V97H262V96L257 94V93L256 94H251L253 91L250 93V95H248L249 94V92H248V94H246L247 96H243V97L239 96L240 95V91H239V94H238V91H236L237 89H234V87L230 86L226 82L227 79L224 78V80H221V78H222L221 77L218 80L219 75L217 77L216 73H214V71H212ZM1 73H2V71H1ZM99 73H101V72H99ZM99 73L96 74V77L98 76ZM151 73H149V74L151 75ZM79 74H80V72H78V75ZM138 74H140V72ZM146 74H147V72H146ZM169 74L171 75V77H169V76L167 77V75H169ZM229 74H231V73H229ZM257 74H259V71H258ZM8 75L6 74L7 77H5V78H7V80L10 81L11 78L8 77ZM86 75H87V73H86ZM119 75H122V76L120 77ZM130 75L129 76L127 75V76L129 78H132V76H130ZM160 75H159L158 79L161 78ZM80 76L81 75H79L78 77H80ZM137 76H139V75H137ZM152 76H155V74L153 75V73H152ZM1 77H2V75L0 76V78ZM101 77H100V80H101ZM124 77L126 78L125 80H124ZM145 77H149L148 74L145 75ZM164 77H162V79ZM5 78H4V80L1 78V81H0V97H2V98L5 97L6 99H7V97H8V99H10L9 97H11V101H12V98L13 97L16 98V96L14 95V93H13V97L11 96V94L9 95V93H8V91H10V90H8L9 87L5 88L6 87L5 86L6 85L5 84L6 83ZM60 78H62V76ZM171 78H174V79L171 80ZM255 78H257V77H255ZM258 78L260 79L259 75H258ZM12 79H14V78L12 77ZM55 79H57V78H55ZM114 79L117 80V78H115V75H114V78H113V84L115 82ZM138 79L139 78H137V81H139ZM152 79H154V78L150 77V81H152ZM168 79L162 80V82L158 81V83L159 84H163L164 85L163 88H165L167 86V84H168V82H167ZM184 79L187 80V78H185V77L183 79H181V80L184 81ZM200 79H202V78H200ZM200 79L198 80L200 82V86H198V83L196 85L197 91L199 90L198 92H200V89H202V86H201L202 83H201ZM208 79L210 80V82H209ZM2 80H3V82L5 81L4 82L5 85H3ZM83 80L87 81V79H84V78H83ZM106 80L107 79H105V81ZM132 80H134V79H132ZM144 80H146V79H144ZM103 81H104V79H103ZM147 81H149V78H147ZM153 81H155V80H153ZM232 81H233V79H232ZM258 81H262V80L260 79ZM22 82H23V80H22ZM51 82H49V83L51 84ZM71 82H72V80H71ZM80 82H82V81H79V83ZM107 82H108V80L106 81V84H107ZM142 82H143V79H142ZM155 82H157V81H155ZM186 82L189 83L190 81L188 80ZM255 82L258 83L257 85H256V83H254V85H256L255 87L257 88V86L260 85L261 82L260 83L257 82V81H255ZM30 83H31V81H30ZM181 83H183V82L181 81ZM181 83H180V85H181ZM14 84H16V83L14 82ZM55 84H56V82H55ZM57 84H58V82H57ZM74 84L75 83H73V85ZM99 84H101V83H99ZM104 84L102 82L101 85L104 86ZM149 84H151V83H149ZM165 84H166V86H165ZM170 84L171 83H169V85ZM68 85H69V83H68ZM70 85L72 86L71 83H70ZM145 85H144V87H145ZM171 85H173L175 88H177V86H175V84H171ZM173 86L172 87L169 86L170 89H172ZM239 86H241V85H239ZM252 86H253V84H252ZM261 86L262 85H260L259 87L261 88ZM74 87H75V85H74ZM76 87H77V90H78L80 87H82V85L81 86H76ZM108 87L109 88H113V85H108ZM115 87L116 88H114V91L120 90L119 85L118 86L115 85ZM138 87L134 88V89H138ZM154 87L153 88L151 87V88L153 90L155 88L158 89V87H155V88ZM255 87L253 86V88L251 87L252 89L251 88H249V89L256 91ZM259 87L257 88V90L259 89ZM109 88H108V90H109ZM189 88L191 89V87H189ZM124 89H123V91H124ZM146 89H148L150 91L149 88H146ZM167 89H168V87H167ZM153 90L151 91V93L153 92ZM158 90L161 91L162 89L159 88ZM251 90H249V91H251ZM15 91L16 90H14V92ZM112 91L113 90L111 89L110 92H112ZM120 91H119V93L122 94V92H120ZM177 91H178V89H177ZM244 91L247 92L246 90L243 89L242 92L245 93ZM260 91H262V90H260ZM260 91L259 92L257 91V92L260 93ZM156 92L157 91H155V93ZM173 92L175 93V91H173ZM174 93H173V95H175ZM190 93L193 94V92H190ZM253 93H255V92H253ZM141 94H144V93H141ZM171 94H172V92H171ZM156 95H158V94H156ZM198 95H200V93L199 94L197 93V95H196L197 98L194 97V95H193V99L192 100L193 101L194 100L196 101V99L198 100L201 97V96L198 97ZM209 95H210V97H209ZM17 96L19 97V95H17ZM125 96H127V95L125 94ZM29 97L32 98L33 96L32 97L29 96ZM204 97L205 96H203V98ZM171 98H173V97H171ZM257 98H255V99H257ZM8 99L5 101L6 103H7V101H9ZM16 99L18 100V98H16ZM168 99L170 100V102H168L169 101ZM27 100H28V98H27ZM32 100H33V98H32ZM177 100H179L181 102L178 101L179 104L177 103L176 106H175V103L177 102ZM19 101L20 100H18V102ZM45 101H46V99H45ZM47 101H49V100H47ZM52 101H53V99H52ZM1 102H2V100H1ZM16 102L13 99V102H10V103L17 104ZM197 102H195V104H193V105H196ZM212 102L210 103L211 105H212ZM113 103H116V102L114 101ZM20 104L22 105V103L19 102L16 105V107L20 106ZM182 105H180L181 106L180 108H182ZM4 106L7 107L8 110H9V112H8L9 115L6 114L7 117H10L11 113L13 112V111L11 112L10 111L11 109H9V107L11 105L9 107L7 106V104L4 105ZM16 107H15V110L17 109ZM22 107H25V106H22ZM185 107L186 106L184 105L183 108H185ZM195 107L197 108V106H195ZM21 108H19L18 110H20ZM45 108H47V107H45ZM256 108L254 107V109H256ZM1 110H3V109H1ZM15 110H14V112H17ZM42 110H45V109L42 108ZM116 110L114 109L113 111L116 112ZM177 111H178V113H176ZM193 111H194V109H193ZM220 111H219V113H220ZM4 112H6V111L3 110L2 113H4ZM171 113H173V114H171ZM174 113H176V115H174ZM179 113H180V115H179ZM190 113H192V110L190 111ZM19 114H20V111H19ZM115 114H117V113H115ZM118 114H120V113H118ZM2 115L4 116L5 113L2 114ZM184 115H185V117H183V119H184V121H183L182 120V116H184ZM5 117L2 118V119H3V121L7 122L6 121L7 119L5 120ZM11 117H15V116H11ZM115 117L120 118V115L119 116L116 115V116H114V118ZM175 117H177V118H175ZM262 117H264V116H262ZM93 118H91L92 121H93ZM185 118H186V121H185ZM83 119H85V118H83ZM120 119L122 120V117ZM191 119H193V118L191 117ZM9 120L11 121V119H9ZM94 120H96V119H94ZM263 120H264V118H263ZM92 121L89 120V122H91V123L88 122V124H94V123H92ZM99 121L101 122V120H99ZM99 121H96V122L101 124ZM261 121H262V119H261ZM182 122H184V123H182ZM88 124H84L85 127ZM4 125H5V123H4ZM7 125H5V126H7ZM81 125H83V124H81ZM102 125H103V123H102ZM115 125H116V123H115ZM103 126L106 127V125H103ZM13 127H11V129ZM60 127H62L63 131L65 130V127H63V126H60ZM105 127H103V128H105ZM80 128H81V126H80ZM90 128H91V126H90ZM137 128H140V129L138 130ZM52 129H53V127L50 128L51 131H52ZM58 129H61V128H58ZM67 129L65 130V132H68L67 136L70 137V135L73 136L74 133L76 134V132H73V131H75V129H73L72 127L69 128L68 130ZM85 129H86L85 131H87L88 128H85ZM108 129H107V131L109 133L110 129L109 130ZM117 129H119V128L117 127ZM8 130H10V129H8ZM55 132L58 133V131H55ZM89 132H91V131H89ZM128 132L126 133V135L129 134ZM4 133H6V131ZM62 134H60V135L57 134V138L60 137ZM65 134H64V136H65ZM45 135H46V133H45ZM49 135H51V134H48L47 136L49 137ZM99 135H100V133H98V136ZM64 136H62V137H64ZM69 137H64V138L68 139ZM135 137H136V139H135ZM74 138H72V139L74 140ZM92 138H93V136H92ZM128 138H130V137H128ZM66 139H65V141H66ZM78 139H80V138H78ZM49 140H50V138L48 139V141ZM134 140H136V141H134ZM70 141L72 143V140H69V141L67 140V142H69V143H70ZM97 141H98V139H97ZM9 142H10V140H9ZM94 143H92V144L94 145ZM25 144H27V143H25ZM70 144H69V146H67V148L70 147ZM92 144L91 143H90V145L87 144L88 146H86V148H85L87 155H90V156L92 155V153H93L92 151L94 150V147H95V146L93 147ZM66 145H67V143H66ZM30 147H32V146H30ZM67 148L65 146V150ZM80 148H81V146H80ZM63 149H64V147H63ZM81 150H83V149L81 148ZM120 150H122V149H120ZM30 151H32V150H30ZM34 153H35L34 155H36V153L38 154V152H34ZM59 153L61 154V152H59ZM10 154L12 155V153H10ZM13 155H14V153H13ZM73 155H74V153H73ZM73 155L71 156L72 160H73V158H72ZM60 156L57 159H59ZM105 156H106V153H105ZM20 157H21V154H20ZM25 157H26V155H25ZM77 157H79V156L77 155ZM7 158H5V159L0 158V177H2L8 183V185L11 187V189L15 193L16 201H21L23 194H22L20 186H19V184L17 182L18 180L16 181L15 174L12 171V167L14 165L13 163H16L17 161H12L11 162ZM41 158L44 159L43 157H41ZM92 158H91V161L95 160V159H92ZM16 159H14V160H16ZM18 160H20V159H18ZM20 161H22V160H20ZM55 161H57V160H55ZM79 163H81V162H78V164ZM93 164H95V163H93ZM34 166H35V164H34ZM74 166H76V165H74ZM207 168L209 169V172H211L212 170L215 169V171L219 170L220 173H219V175H214L213 172H211L213 175L209 176L208 175L209 173L207 172ZM79 172H80V170H79ZM96 172L98 173L97 175H95ZM20 173H22V171ZM80 173H82V171ZM89 176H91V175H89ZM86 178H88V177L87 176L84 177V179H86ZM89 178H91V177H89ZM86 182H85V184L88 183V182L87 183ZM246 195H247L248 198H247V201L244 202V199H245ZM222 196L225 197V200L222 199V198H224ZM229 197H231V198H233L235 200H231L230 201ZM189 201H190V203H188ZM219 201H220V203H219ZM223 201H225V202L222 204ZM21 204H23V203H21ZM32 204L34 205L35 203L32 202ZM28 205H31V204H28ZM222 207H224V206H222ZM32 208H33V206H32ZM163 215H164V213H163ZM163 215H162V217H165L166 213H165L164 216ZM175 215H176V213H175ZM191 215H189V217ZM195 215H194V218L196 217ZM165 218L167 219L168 216L165 217ZM174 218H177V217H174ZM184 218H185V216H184ZM187 219H188V217H187ZM151 220H152V222H151ZM191 221L194 223V219L193 218H192ZM171 222H170V224H171ZM190 222L188 220V222H185V223L189 224ZM192 222H191V224L193 225L192 228H195L194 225H196V223L193 224ZM176 223L178 224V221ZM170 224H169V226H170V229H171V226H173V225H170ZM230 224H231V222H230ZM167 225H166V227H167ZM178 225H176V226H178ZM182 226L184 228V225H182ZM190 226L191 225L186 226V224H185V228L190 227ZM178 227H181V226H178ZM178 227H176V228H178ZM221 227L219 229L220 231L222 230ZM185 228H184V230H186ZM197 228L199 229V227H196V229H194V230H196V233L200 232L199 230L197 232ZM251 229H253V228H251ZM127 230H129V232H127ZM178 230H180V229H178ZM178 230H175L176 233L178 232ZM190 230L192 231V229H190ZM122 231L126 232V234H122L121 233ZM172 231H174V228H173ZM191 231H190V233H192ZM248 231L249 230H247V232ZM251 231H253V230H251ZM193 233H195V232H193ZM193 233H192V235H193ZM178 234L180 236L179 232H178ZM192 235L190 234V236H192ZM253 235H255V234H253ZM253 235H252V237H253ZM173 236H174V234H173ZM190 236L188 237V239L190 238ZM217 236L218 235H216V237ZM248 236H250V235H248ZM171 237H172V234H171ZM181 237H184V235L181 236ZM255 237H253V238L255 239ZM184 239H186V237H184L183 239L181 238V240H183V241H184ZM194 239L192 238L191 242L192 241L195 242ZM176 241H178L177 238H176ZM176 241H175V243L182 242V241H178V242H176ZM193 242L189 244L190 247L193 246V245H191V244H194ZM249 242L250 243L252 242L251 244H252V246H254L253 248H255V249H253V251H255V253H256V250L258 249V247H257V249L255 247V244H256L255 242L256 241H254V242L253 241H249ZM197 243H199V242L197 241ZM253 243H255V244H253ZM25 244H23V245L25 246ZM251 244H249V247H250ZM163 245H164V247H162ZM196 245H198V244H196ZM189 246H186V248L189 247ZM117 247H119V246H117ZM180 247H182V246H180ZM199 247H201V246L195 247L196 248L195 251H194V248H192V249L188 248L189 251L191 250L189 252V254L191 253L190 256L194 255L193 260L196 257L200 256V258H202L203 261H207V262H209V264H212V263H214L216 261H221V262H225V260L227 261L225 253H221V252L215 250L214 247H213L214 250L212 248L211 249L210 248L200 249ZM142 248H144V247H142ZM145 248L148 249L147 246ZM146 249H144L145 252H146ZM221 249H223V248H221ZM130 251L127 252V255L131 254ZM164 251H163V253H164ZM259 251L260 250H258L257 253H259ZM55 252H53V253L55 254ZM192 252H193V254H192ZM25 253H27V251ZM263 253H264V251H263ZM37 254L38 253L36 252V255ZM50 254H51V252H50ZM248 254H249V252H248ZM252 254L253 253H251V255ZM174 255H171V256H174ZM228 255H229V253H228ZM54 256L56 257V255H54ZM130 256L131 257H129V260H130V258L131 259L133 257L135 258V256H137V255H135V252H132V255H130ZM253 256H255V255L253 254ZM253 256H251L250 258H252V259L255 258ZM263 256H264V254H263ZM35 257H37V256H35ZM138 257H136L135 259H137V258H138V260L140 259L141 263L143 262L142 264H147V261L150 258V256L147 259L148 256L140 257L139 255H138ZM243 257H245V256H243ZM260 258L257 259V261H259V264H261L260 263ZM77 259H76V261H78ZM120 259H122V258H120ZM159 260H162V259L159 258ZM174 260H175V258L172 259L171 262L174 261ZM263 260H264V257H263V259L261 261H263ZM67 261H69V259ZM196 261H199V260L196 259ZM242 262H243V264H244V262L246 263V261H241V264H242ZM26 263L27 262H25V261L21 262V264H26ZM138 263H139V261H138ZM148 264H149V262H148ZM175 264H176V262H175ZM192 264H195V263H193V261H192ZM200 264H202V263H200Z\"/></svg>", "mask_w": 264, "mask_h": 264}, {"label": "crops", "instance_id": "0c3cea01", "mask_svg": "<svg viewBox=\"0 0 264 264\" xmlns=\"http://www.w3.org/2000/svg\"><path fill=\"white\" fill-rule=\"evenodd\" d=\"M16 211V201L13 191L8 183L0 177V241L12 228L16 218Z\"/></svg>", "mask_w": 264, "mask_h": 264}]
</instances>
